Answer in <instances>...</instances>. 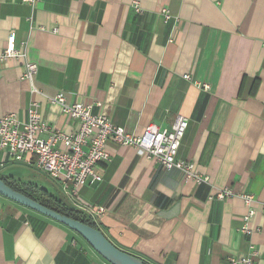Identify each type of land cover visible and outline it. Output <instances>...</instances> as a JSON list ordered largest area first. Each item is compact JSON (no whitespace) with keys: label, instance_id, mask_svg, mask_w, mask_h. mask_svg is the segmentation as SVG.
Listing matches in <instances>:
<instances>
[{"label":"crops","instance_id":"obj_1","mask_svg":"<svg viewBox=\"0 0 264 264\" xmlns=\"http://www.w3.org/2000/svg\"><path fill=\"white\" fill-rule=\"evenodd\" d=\"M10 36L38 71L32 86L24 60L0 61V117L25 120L36 103L51 129L71 132L77 121L52 102L60 92L134 134L183 115L177 157L210 179L197 183L113 141L102 181L76 198L32 164L7 160L0 176L44 188L150 264H229L252 245L264 264V0H0V53ZM224 189L232 194L217 198ZM241 194L254 198L251 234L241 231L250 208ZM0 264L111 263L66 225L0 195Z\"/></svg>","mask_w":264,"mask_h":264},{"label":"built area","instance_id":"obj_2","mask_svg":"<svg viewBox=\"0 0 264 264\" xmlns=\"http://www.w3.org/2000/svg\"><path fill=\"white\" fill-rule=\"evenodd\" d=\"M38 1L24 0L32 6ZM134 5L138 12L141 11L138 1H135ZM162 12L166 21L171 19L168 8H163ZM29 20L32 23V17ZM10 58L24 60L26 71L23 78L34 86L38 66L27 59L24 51L15 46L13 36L9 37L7 46L0 53V61ZM184 77L190 79L187 74ZM52 102L61 107L64 115L77 121V128L71 132L51 129L37 110L36 103L27 109L25 120H21L14 112L0 117V151L4 150L0 170L7 160L32 164L54 179L60 180L63 191L76 198L81 186L102 181L98 167L110 160L108 143L113 141L122 146L135 147L139 153L159 163L164 169L182 171L185 178L193 179L197 183L209 182L208 176L198 173L193 161L177 157L181 140L188 127V119L185 116L178 115L170 128L148 126L143 133L134 134L113 123L105 114L95 113L91 104L69 102L64 92L52 97ZM44 132H48L47 138L41 137ZM231 194L230 189H224L217 191L216 197L224 199ZM241 197L250 207L244 216L241 231L251 234L253 230L249 227V221L255 214L252 207L254 198L251 194H241ZM105 211L103 206L90 207L93 215ZM262 212L264 213V207ZM256 254L257 251L252 245L250 254L231 257L229 264H261L255 260Z\"/></svg>","mask_w":264,"mask_h":264},{"label":"water","instance_id":"obj_3","mask_svg":"<svg viewBox=\"0 0 264 264\" xmlns=\"http://www.w3.org/2000/svg\"><path fill=\"white\" fill-rule=\"evenodd\" d=\"M0 195L66 225L82 236L97 253L111 264H150L140 257L115 246L100 229L42 205L38 201L12 188L1 177Z\"/></svg>","mask_w":264,"mask_h":264},{"label":"trees","instance_id":"obj_4","mask_svg":"<svg viewBox=\"0 0 264 264\" xmlns=\"http://www.w3.org/2000/svg\"><path fill=\"white\" fill-rule=\"evenodd\" d=\"M0 177L4 179L7 182V184L10 185L12 188L38 201L42 205L52 210H55L61 214L67 215L71 218L77 219L83 223L98 228L96 222L91 217L85 215L81 210L75 207L74 208L71 207L62 199L54 197L44 188L39 187L30 182L26 183L20 180H12L10 178H6L3 176Z\"/></svg>","mask_w":264,"mask_h":264},{"label":"rangeland","instance_id":"obj_5","mask_svg":"<svg viewBox=\"0 0 264 264\" xmlns=\"http://www.w3.org/2000/svg\"><path fill=\"white\" fill-rule=\"evenodd\" d=\"M11 172H13V175L15 176H24V175H27L26 173L28 172V170H24L23 167H18L16 168V165H13V167L11 168L10 170ZM36 172L38 174H34L33 171V175L36 176V177H39L40 179H46V181L51 185V183L54 185V190L57 191V193H60V192H64L60 185L58 184L57 181L53 180L51 177H49L48 175H46L45 173H42L40 171H37ZM57 182V183H56ZM53 187V186H51Z\"/></svg>","mask_w":264,"mask_h":264}]
</instances>
